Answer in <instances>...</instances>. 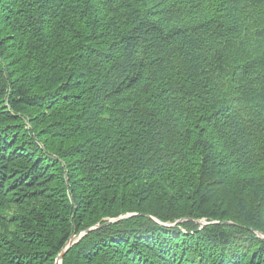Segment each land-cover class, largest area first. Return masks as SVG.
I'll use <instances>...</instances> for the list:
<instances>
[{
  "label": "trees",
  "instance_id": "trees-1",
  "mask_svg": "<svg viewBox=\"0 0 264 264\" xmlns=\"http://www.w3.org/2000/svg\"><path fill=\"white\" fill-rule=\"evenodd\" d=\"M256 231L264 0H0V264H264Z\"/></svg>",
  "mask_w": 264,
  "mask_h": 264
},
{
  "label": "water",
  "instance_id": "water-1",
  "mask_svg": "<svg viewBox=\"0 0 264 264\" xmlns=\"http://www.w3.org/2000/svg\"><path fill=\"white\" fill-rule=\"evenodd\" d=\"M207 222H205L203 225H205ZM164 225H168V224H164ZM95 227H97V225L96 226H92V227H90L89 228V230L90 229H93V228H95ZM88 230H86V231H84V233H86ZM256 233L259 235V236H264V234L263 233H261V232H257L256 231ZM75 240H76V236H72L70 239H69V241L67 242V244H66V246H65V248L57 255V257H56V259H55V263L54 264H61L62 263V258H63V256H64V253L66 252V250L75 242Z\"/></svg>",
  "mask_w": 264,
  "mask_h": 264
},
{
  "label": "rangeland",
  "instance_id": "rangeland-1",
  "mask_svg": "<svg viewBox=\"0 0 264 264\" xmlns=\"http://www.w3.org/2000/svg\"><path fill=\"white\" fill-rule=\"evenodd\" d=\"M198 226H199V229L200 228H203L204 227V223L207 222L205 219H200V220H195L194 221Z\"/></svg>",
  "mask_w": 264,
  "mask_h": 264
}]
</instances>
